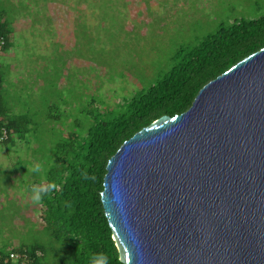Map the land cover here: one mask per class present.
I'll return each mask as SVG.
<instances>
[{
  "label": "water",
  "instance_id": "water-1",
  "mask_svg": "<svg viewBox=\"0 0 264 264\" xmlns=\"http://www.w3.org/2000/svg\"><path fill=\"white\" fill-rule=\"evenodd\" d=\"M101 202L123 264H264V48L123 142Z\"/></svg>",
  "mask_w": 264,
  "mask_h": 264
},
{
  "label": "rangeland",
  "instance_id": "rangeland-1",
  "mask_svg": "<svg viewBox=\"0 0 264 264\" xmlns=\"http://www.w3.org/2000/svg\"><path fill=\"white\" fill-rule=\"evenodd\" d=\"M3 1L4 10L8 9L5 19L16 22L15 29L22 30L15 33L18 36L13 37L14 45L19 43L26 56L39 53L33 41L25 36H34L36 32V41L44 49L41 30L44 28L48 30L51 51L56 50L57 45L63 52L67 47L69 50L76 47L72 52L76 55H71L65 66L69 70L64 69L62 73L54 67L53 70L43 71L41 59H29L27 74L24 71L18 74L19 78L25 80L24 87L28 92L22 90L24 93L20 95V88L15 84L10 87L13 95L10 100L16 102L13 115L21 114L22 108L16 106H24L27 101H30L28 104L34 107L31 111L35 113L34 116L25 113L32 121L26 137L29 142H19L14 149H28L17 160L18 164L9 168L15 172L11 180L10 176L6 178L11 185H14V178L24 185L36 182L39 175L31 171L32 166L41 163V160L46 161L48 147L68 133L74 122L87 127L90 123L88 113L91 116L97 112L102 114L103 110H111L134 96L137 89H147L156 83L174 65L180 51L197 46L201 39L213 35L222 25L239 19H256L264 13V0H105L108 2L105 7L99 5L104 3L103 0H89V3L87 0ZM10 4L14 11L7 7ZM47 7L51 8L48 15L41 16ZM69 9L73 11L71 16H74V20L77 17L80 22L75 27L74 37H71L72 32L65 33L70 39L63 40L65 35L55 37V30L47 27L44 21L47 19L52 25L61 23ZM22 17H25L23 23L20 20ZM66 25V22L62 24L64 30ZM7 72V66L0 64V73ZM32 72L34 74L31 76ZM35 91L41 93L35 95ZM49 111L60 121L50 120ZM1 143L0 150H3ZM11 157L16 158L15 154ZM21 167H25V173L20 174L26 177L18 173ZM4 172L0 170V183ZM22 179L28 183L22 182ZM20 193L18 196H21ZM22 198L23 203L31 202V194H23ZM38 209L35 206L31 213L22 204L19 214L28 217L31 242L45 243L47 236L42 233L39 237L34 231V226L37 229L42 226L40 215L37 216ZM12 220L7 213L0 211L1 233L3 230L10 235L13 233ZM22 224V219L17 222L19 226Z\"/></svg>",
  "mask_w": 264,
  "mask_h": 264
},
{
  "label": "trees",
  "instance_id": "trees-1",
  "mask_svg": "<svg viewBox=\"0 0 264 264\" xmlns=\"http://www.w3.org/2000/svg\"><path fill=\"white\" fill-rule=\"evenodd\" d=\"M103 1L100 7L108 4ZM5 12L0 5V41H3L0 62L11 47V21L5 19ZM262 48L264 13L256 19H239L222 25L213 35L201 39L197 46L180 51L170 70L147 89H137L134 96L111 110H103L102 114L97 112L91 116L88 113L87 127L74 122L68 133L48 147L46 161L41 160L44 170L33 183L55 182L61 186L60 191L44 196L42 205H37L42 226L36 234L40 237L44 233L47 241L16 249L20 257L12 262L91 264V257L102 253L108 257L109 264H123L101 202L103 175L109 159L123 142L160 117L188 111L204 85ZM1 81L0 76V91ZM52 108L54 106L49 110ZM51 111L48 118L59 122L60 118ZM7 114L0 107V136L3 131L6 133L1 143L3 147L11 144L13 136L29 142L26 136L32 121L24 119H28L27 115L9 119ZM85 172L90 177L95 176V180L84 179L82 173ZM30 185L26 184L28 191ZM2 253L0 264H13L8 260L10 254L4 257Z\"/></svg>",
  "mask_w": 264,
  "mask_h": 264
},
{
  "label": "crops",
  "instance_id": "crops-1",
  "mask_svg": "<svg viewBox=\"0 0 264 264\" xmlns=\"http://www.w3.org/2000/svg\"><path fill=\"white\" fill-rule=\"evenodd\" d=\"M0 3H1V5H3V8H4V1L0 0ZM7 7L11 8L13 10V8L11 7V4ZM5 8H6V6H5ZM49 8L50 7H47L46 9H44L43 12H45V14H42L41 16H47ZM6 11H8V9ZM72 12L73 11L69 9L67 16H63V21L61 23L55 24L52 22L54 24V25H52L50 23V21H47V19L44 21V23L47 27L55 30L54 31L55 37H61V36L65 35V37L63 36V40H65L66 38L70 39L69 35L65 34V33H71V32H72L71 37L72 38L74 37V34L76 33L75 27L77 26V24L80 21L78 20L77 17L75 18L76 20H74V16H71ZM23 16H25V15H23ZM20 20L23 23L25 21V17L20 18ZM4 22H5V20H4ZM64 22L67 23L66 30H64L65 28L63 29V27H62V24ZM15 24H16V22L11 23V25L9 27L10 34H11L10 35L11 47L9 46L8 49L5 51V53L2 56L1 63H0V64H2V63L5 64V66H7V68H8L7 73H5V74L0 73L1 80H2L1 81V83H2L1 91H0V107L2 108L3 111L6 110L8 112L7 115L9 116L8 117L9 119L10 118L15 119L18 116L25 117V113H27V112H28V115L29 114H31L32 116L35 115L34 111H31V109L33 110L34 107L30 106L28 104V103H30V101H27L28 103H25L24 106L17 105L16 108L18 106H19V108H22L20 110L21 114H19L18 116L16 114L13 115V112H16V109L15 110L13 109V107H15L14 103H16V102L10 100V98L13 96L11 93L12 88H10L12 86V84H15L16 87L21 89L20 95H23L24 92H26V93L28 92L27 89L24 87L25 80L22 78H19L18 74H22L23 71H24V74H27L28 68H30V67H28L26 64L28 63L29 59L30 60L41 59L42 60L41 61L42 66L44 67L43 71L49 70V69L53 70L55 67V69L60 70L63 73L64 69H67V70L70 69V68H65V66L68 65V59L71 58V55H76V54L72 53L76 47H74L72 50L67 49L68 47L65 48V51L66 50L68 51V53H66V54H64L65 51L63 52V50L60 49L58 47V45L56 47V50L51 51V46H50L51 41L49 38V34L47 33L48 30H47V28H44V29H41L42 33H43L42 41L44 44V49H41L42 46H39L37 41H36V37H37L36 32H35L34 36H32L31 34L25 36L27 39L33 41V43L35 44V47H36V52L39 53L38 55H35V56H26L25 55L26 51L23 49V47L19 43H17L16 46L14 45L15 43L13 42V37L18 36V34H15V33L22 31V30L15 29ZM36 31H38V30H36ZM57 44H58V42H57ZM51 62H54L52 64V66H50ZM33 74L34 73L32 72L31 76ZM40 93L41 92H39V91L33 92V94H35V95H39ZM13 94H15L14 89H13ZM24 119H26V121H31V119H27V118H24ZM12 140L13 141L11 142V144L7 148L3 147V150H0V170L5 171L3 173V175L1 176L2 177L1 183H4V184L2 185L0 183V187L2 188V189H0V211H3V213H5V214L7 213L13 219L12 224L15 228L11 235L8 232H6V230H3L4 231L3 233L0 232V255H1V252H3L2 255L4 257H6V253H9V254H11V253L16 254V252L19 253V250L16 251V249H18V248L25 249L27 246H30V244H32L31 236H30L31 230H28L30 228L29 227L30 222L28 221V217L21 216L19 214V211H20V208L22 207V204H24L25 209H28L31 213L34 212V210H32V209L35 206H37V205L33 204L32 201L29 203H23L22 202L24 199V198H22L23 194L24 195L31 194L30 191H28L29 189L26 185L19 183L18 179H16V178H14L15 181H12V182H14V185H11L10 183H8V181L11 180L13 174H15V172L10 171L9 168L17 165L18 164L17 160L19 158H22L24 155V151L28 149V148H26V149L23 148L22 151H18V150L16 151L14 148H16L18 144H20L19 142H24V140H20L19 138L15 137V136H13ZM36 151H35V153H36ZM14 154L16 157L15 160H14V158L11 157V155H14ZM10 158H12L13 160H10ZM2 160L4 162H2ZM8 160H10V161H8ZM14 161H16V162L14 163ZM24 168L21 167V170L18 173L19 174L25 173ZM7 176H10L9 180L6 179ZM21 176L26 177V175H21ZM20 191H22L23 193L21 194ZM18 193H20L22 197L18 196ZM29 211H27V212H29ZM21 219L23 220V224L21 226H19V225H17V222L20 221ZM17 229H19V231H17ZM34 231L37 232V228L35 226H34ZM8 237H12V238L9 239ZM25 237H26V239H24ZM21 253H23V251ZM12 261H15V260H11V262ZM12 263L15 264V262H12Z\"/></svg>",
  "mask_w": 264,
  "mask_h": 264
},
{
  "label": "clouds",
  "instance_id": "clouds-1",
  "mask_svg": "<svg viewBox=\"0 0 264 264\" xmlns=\"http://www.w3.org/2000/svg\"><path fill=\"white\" fill-rule=\"evenodd\" d=\"M43 170V165L37 163L32 166L31 171L34 173H40ZM84 179L95 180V176H88L87 172L82 173ZM61 186L57 185L55 182L50 183H40L30 185L31 201L35 205H42L44 196L51 195L54 191H60ZM39 213H37V216ZM91 264H109L108 257L102 253L93 255L91 257Z\"/></svg>",
  "mask_w": 264,
  "mask_h": 264
},
{
  "label": "built area",
  "instance_id": "built-area-1",
  "mask_svg": "<svg viewBox=\"0 0 264 264\" xmlns=\"http://www.w3.org/2000/svg\"><path fill=\"white\" fill-rule=\"evenodd\" d=\"M3 46V41H0V47ZM6 139V133L3 131L2 135L0 136V143L3 142ZM20 256L18 254L11 253L9 255L8 260H17Z\"/></svg>",
  "mask_w": 264,
  "mask_h": 264
}]
</instances>
